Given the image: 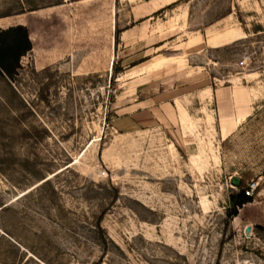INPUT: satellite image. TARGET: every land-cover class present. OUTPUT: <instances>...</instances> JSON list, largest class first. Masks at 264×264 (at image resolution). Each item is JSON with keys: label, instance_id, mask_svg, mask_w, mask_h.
<instances>
[{"label": "rangeland", "instance_id": "rangeland-1", "mask_svg": "<svg viewBox=\"0 0 264 264\" xmlns=\"http://www.w3.org/2000/svg\"><path fill=\"white\" fill-rule=\"evenodd\" d=\"M17 25L0 264H264V0H0Z\"/></svg>", "mask_w": 264, "mask_h": 264}, {"label": "trees", "instance_id": "trees-1", "mask_svg": "<svg viewBox=\"0 0 264 264\" xmlns=\"http://www.w3.org/2000/svg\"><path fill=\"white\" fill-rule=\"evenodd\" d=\"M116 31V41L119 38ZM32 49L31 41L26 27L17 25L6 29H0V75L12 79L18 69L20 60ZM233 208L228 213L230 218L237 216L238 209L251 202V197L240 190L237 194L230 196Z\"/></svg>", "mask_w": 264, "mask_h": 264}, {"label": "crops", "instance_id": "crops-1", "mask_svg": "<svg viewBox=\"0 0 264 264\" xmlns=\"http://www.w3.org/2000/svg\"><path fill=\"white\" fill-rule=\"evenodd\" d=\"M166 99H167V97L161 99L160 101L165 102ZM169 102L171 103L170 105L176 106L174 100L171 99ZM158 113L160 114V116H161L162 118H164L163 114L161 113V109H158V110H157V114H158ZM147 114L151 117V113H150V112H148ZM248 116H249V114H247V115L245 116V118H247ZM135 117H138V118L145 117V113H143V114L139 113V114H138L137 116H135ZM154 117H155L156 120H160V117H158V115H156V116H154ZM235 124H236V123H235ZM229 126H231V124H229ZM225 130H226V127H225L224 124H223L222 127H221V133L226 134L227 131H225Z\"/></svg>", "mask_w": 264, "mask_h": 264}, {"label": "built area", "instance_id": "built-area-1", "mask_svg": "<svg viewBox=\"0 0 264 264\" xmlns=\"http://www.w3.org/2000/svg\"><path fill=\"white\" fill-rule=\"evenodd\" d=\"M256 185H251L250 186V191H252L255 188ZM248 193V192H247Z\"/></svg>", "mask_w": 264, "mask_h": 264}]
</instances>
